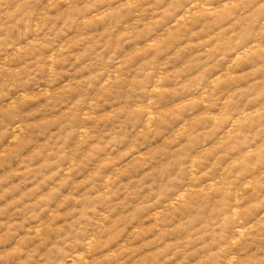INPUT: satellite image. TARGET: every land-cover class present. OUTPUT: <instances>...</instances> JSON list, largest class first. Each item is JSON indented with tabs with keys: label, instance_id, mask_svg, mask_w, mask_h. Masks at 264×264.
<instances>
[{
	"label": "rangeland",
	"instance_id": "1",
	"mask_svg": "<svg viewBox=\"0 0 264 264\" xmlns=\"http://www.w3.org/2000/svg\"><path fill=\"white\" fill-rule=\"evenodd\" d=\"M0 264H264V0H0Z\"/></svg>",
	"mask_w": 264,
	"mask_h": 264
}]
</instances>
